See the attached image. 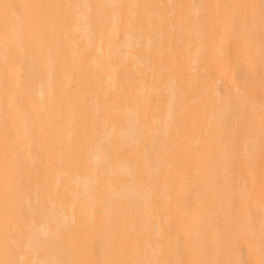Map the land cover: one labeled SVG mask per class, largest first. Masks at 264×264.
Listing matches in <instances>:
<instances>
[{
    "label": "bare ground",
    "instance_id": "1",
    "mask_svg": "<svg viewBox=\"0 0 264 264\" xmlns=\"http://www.w3.org/2000/svg\"><path fill=\"white\" fill-rule=\"evenodd\" d=\"M0 261L264 264L261 0H0Z\"/></svg>",
    "mask_w": 264,
    "mask_h": 264
},
{
    "label": "snow or ice",
    "instance_id": "2",
    "mask_svg": "<svg viewBox=\"0 0 264 264\" xmlns=\"http://www.w3.org/2000/svg\"><path fill=\"white\" fill-rule=\"evenodd\" d=\"M261 11H262V15H264V0H261ZM0 264H4V262L0 261Z\"/></svg>",
    "mask_w": 264,
    "mask_h": 264
}]
</instances>
